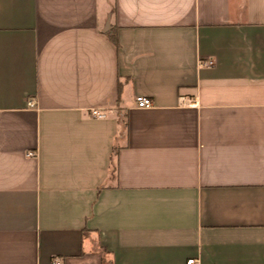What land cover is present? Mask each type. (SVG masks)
I'll return each mask as SVG.
<instances>
[{"label":"crops","instance_id":"1","mask_svg":"<svg viewBox=\"0 0 264 264\" xmlns=\"http://www.w3.org/2000/svg\"><path fill=\"white\" fill-rule=\"evenodd\" d=\"M55 258L264 264V0H0V264Z\"/></svg>","mask_w":264,"mask_h":264},{"label":"built area","instance_id":"2","mask_svg":"<svg viewBox=\"0 0 264 264\" xmlns=\"http://www.w3.org/2000/svg\"><path fill=\"white\" fill-rule=\"evenodd\" d=\"M205 66H212L213 63L212 62H207L206 64H204ZM136 104L138 108H150L152 107V102L150 99L148 98H144V97H137L136 98ZM91 115L97 118H103L104 115L100 114L99 112H97L96 110H92L91 111ZM28 156H33L32 153L28 154ZM196 260L193 258H190L187 260L186 264H195ZM53 264H61L60 260L55 258L53 260Z\"/></svg>","mask_w":264,"mask_h":264},{"label":"trees","instance_id":"3","mask_svg":"<svg viewBox=\"0 0 264 264\" xmlns=\"http://www.w3.org/2000/svg\"><path fill=\"white\" fill-rule=\"evenodd\" d=\"M107 35L109 39L112 40L115 45H117L116 35L112 31H109Z\"/></svg>","mask_w":264,"mask_h":264}]
</instances>
